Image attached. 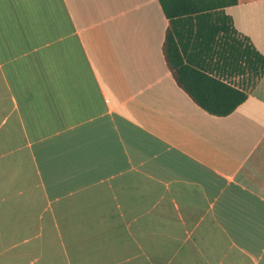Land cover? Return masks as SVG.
<instances>
[{"label": "crops", "instance_id": "0c3cea01", "mask_svg": "<svg viewBox=\"0 0 264 264\" xmlns=\"http://www.w3.org/2000/svg\"><path fill=\"white\" fill-rule=\"evenodd\" d=\"M223 12L264 57V0ZM167 27L157 0H0V264H264V71L209 114Z\"/></svg>", "mask_w": 264, "mask_h": 264}, {"label": "trees", "instance_id": "16d2710c", "mask_svg": "<svg viewBox=\"0 0 264 264\" xmlns=\"http://www.w3.org/2000/svg\"><path fill=\"white\" fill-rule=\"evenodd\" d=\"M157 1L168 20L163 54L174 81L205 112L216 116L230 113L246 98V87L222 79V72L249 71L256 79L264 71V57L245 37L237 35L223 12L236 0ZM180 21L188 27L184 44L175 32Z\"/></svg>", "mask_w": 264, "mask_h": 264}, {"label": "rangeland", "instance_id": "374dc122", "mask_svg": "<svg viewBox=\"0 0 264 264\" xmlns=\"http://www.w3.org/2000/svg\"><path fill=\"white\" fill-rule=\"evenodd\" d=\"M234 77V78H231ZM230 79V82L234 83V84H240L241 86H245L246 88L248 86H250L252 84V82H254L255 78L254 76L249 72V71H245L244 73L241 74H232Z\"/></svg>", "mask_w": 264, "mask_h": 264}]
</instances>
